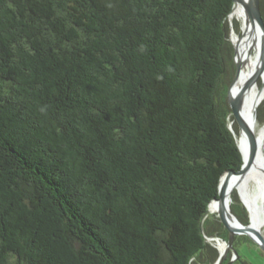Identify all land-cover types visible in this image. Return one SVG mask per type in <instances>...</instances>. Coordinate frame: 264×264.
Returning a JSON list of instances; mask_svg holds the SVG:
<instances>
[{"label":"trees","instance_id":"16d2710c","mask_svg":"<svg viewBox=\"0 0 264 264\" xmlns=\"http://www.w3.org/2000/svg\"><path fill=\"white\" fill-rule=\"evenodd\" d=\"M233 5L0 0V264L216 263Z\"/></svg>","mask_w":264,"mask_h":264},{"label":"bare ground","instance_id":"6f19581e","mask_svg":"<svg viewBox=\"0 0 264 264\" xmlns=\"http://www.w3.org/2000/svg\"><path fill=\"white\" fill-rule=\"evenodd\" d=\"M250 3V0H236L228 21L232 26L230 40L234 49L237 47V54L235 55L236 59L249 62V64H247V66L241 71L237 87L241 88L245 83L251 82L256 75L258 76L256 84L250 88L245 96L243 117L249 128L253 129L258 134L259 141L262 142L264 141V126L259 131L257 130V113H254V107L258 100H260L261 104L264 99L263 44L258 32L257 34L255 33L252 18H250L245 12V6L247 5L250 7ZM235 21L240 23V31H242V35L235 31V24L233 25ZM260 77L262 78L261 88L258 82ZM231 127L237 139H240L239 130L238 134H236L232 123ZM241 145L246 154L247 143L243 137ZM260 159L261 157L259 158L258 163L246 173L233 177L232 184L234 187L230 196L234 189L237 188L244 198V200L240 198V201H242L248 209L251 228L260 232L264 238V173L262 170V160ZM210 211H216L215 203L210 206L209 212ZM221 247L223 246L221 245Z\"/></svg>","mask_w":264,"mask_h":264},{"label":"water","instance_id":"95a60500","mask_svg":"<svg viewBox=\"0 0 264 264\" xmlns=\"http://www.w3.org/2000/svg\"><path fill=\"white\" fill-rule=\"evenodd\" d=\"M236 0H234V3ZM250 7L245 6V12L253 21V28L255 33L259 34L262 39L263 44V53L262 57L264 60V19L261 13L260 8V0H250ZM231 26V25H230ZM232 27V26H231ZM237 54V47H235V55ZM236 61V72L235 77L229 87L228 91V103L232 110V115L234 117V121L237 123L240 139H237L232 127L230 126V130L234 134L238 148L243 157V165L238 172L228 171L221 178L219 184V197L214 199L210 206L215 203L216 204V215L219 218L220 222L224 225V227L229 232V240L225 241L220 238L210 239V241H214L219 250V258L215 264H224L227 259L228 253L232 250L234 252V257L230 261L233 263L238 259L239 255L237 251L234 249V239L238 236H247L249 237L264 253V238L260 232L255 231L251 228V221L249 225H244L237 216L233 213L231 209V198L230 193L234 187L232 184V179L235 176L246 173L249 169H251L255 164L258 163L259 158L262 160V170L264 173V141H259L258 134L247 125L244 117H243V108L245 105V96L249 92L250 88L256 84L258 76L256 75L251 82L245 83L241 88L237 87V82L239 80L241 71L249 64V62H245L246 60H237ZM260 104V100L255 103L254 113H257L258 107ZM242 137L246 140L247 143V152L245 154L243 150V146L241 145ZM260 155V156H259ZM244 207L247 209L245 204L241 201ZM208 208V212H209ZM248 211V209H247ZM203 230V227H202ZM221 245L223 247H221Z\"/></svg>","mask_w":264,"mask_h":264},{"label":"rangeland","instance_id":"374dc122","mask_svg":"<svg viewBox=\"0 0 264 264\" xmlns=\"http://www.w3.org/2000/svg\"><path fill=\"white\" fill-rule=\"evenodd\" d=\"M235 23L236 26L238 27L237 29L235 28ZM229 25H230V22H229ZM234 25V29L237 33H239L240 35H242V31H240V23L238 21H235L233 23ZM230 29H231V26H230ZM234 62L236 64V61H235V57H234ZM259 85H260V88H261V85H262V78L260 77L259 78ZM231 123L233 124V127L236 126L235 125V121H231ZM237 124V123H236ZM238 126V125H237ZM264 126V99L262 101V103L259 105L258 107V110H257V130L259 131L260 129H262V127ZM238 128V127H237ZM239 130V128H238ZM237 188H235L234 190H236ZM234 195L236 197H238V201H240V198L238 196V193H234ZM231 197V196H230ZM233 202V199L231 201V204ZM210 214H214L216 215V211H210ZM212 215V216H214ZM216 246V243L214 244ZM217 247V246H216ZM241 252L243 253V255L246 256V258H248V261L252 264H264V253L259 249V247L256 245V244H247L245 246H242L240 248Z\"/></svg>","mask_w":264,"mask_h":264},{"label":"flooded vegetation","instance_id":"af4514ba","mask_svg":"<svg viewBox=\"0 0 264 264\" xmlns=\"http://www.w3.org/2000/svg\"><path fill=\"white\" fill-rule=\"evenodd\" d=\"M233 257H234V255H233ZM232 259H233V258H232ZM232 259H231V260H232Z\"/></svg>","mask_w":264,"mask_h":264}]
</instances>
